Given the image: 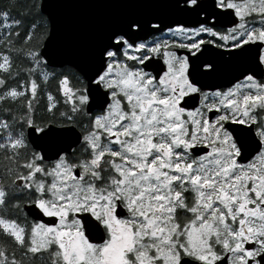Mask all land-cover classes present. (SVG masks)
Returning <instances> with one entry per match:
<instances>
[{
	"label": "snow or ice",
	"instance_id": "1",
	"mask_svg": "<svg viewBox=\"0 0 264 264\" xmlns=\"http://www.w3.org/2000/svg\"><path fill=\"white\" fill-rule=\"evenodd\" d=\"M168 6L0 2V264H264V0Z\"/></svg>",
	"mask_w": 264,
	"mask_h": 264
},
{
	"label": "water",
	"instance_id": "2",
	"mask_svg": "<svg viewBox=\"0 0 264 264\" xmlns=\"http://www.w3.org/2000/svg\"><path fill=\"white\" fill-rule=\"evenodd\" d=\"M54 19L71 28L80 45L98 41L107 28L129 16L162 15L180 18L169 0H49ZM62 48V53H63Z\"/></svg>",
	"mask_w": 264,
	"mask_h": 264
},
{
	"label": "flooded vegetation",
	"instance_id": "3",
	"mask_svg": "<svg viewBox=\"0 0 264 264\" xmlns=\"http://www.w3.org/2000/svg\"><path fill=\"white\" fill-rule=\"evenodd\" d=\"M204 2L208 3L209 0H204ZM173 12L175 13L174 10H173ZM179 19H182V20L188 22L190 26H193L194 21L196 19H198V17H196V15L193 13V14H188V15H180ZM216 60H217L218 64H220L221 70L216 76L209 78V82L218 84L221 81L229 79L232 75H234L235 74V68L225 66L223 60H221L219 57H216ZM240 63H244V61H241Z\"/></svg>",
	"mask_w": 264,
	"mask_h": 264
},
{
	"label": "trees",
	"instance_id": "4",
	"mask_svg": "<svg viewBox=\"0 0 264 264\" xmlns=\"http://www.w3.org/2000/svg\"><path fill=\"white\" fill-rule=\"evenodd\" d=\"M0 2L7 3V0H0ZM49 86H52L51 83L49 84Z\"/></svg>",
	"mask_w": 264,
	"mask_h": 264
}]
</instances>
